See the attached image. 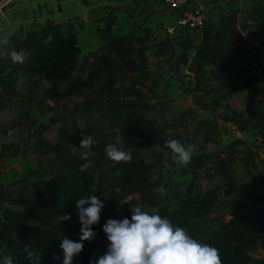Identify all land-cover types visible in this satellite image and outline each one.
Returning <instances> with one entry per match:
<instances>
[{"label":"trees","instance_id":"obj_1","mask_svg":"<svg viewBox=\"0 0 264 264\" xmlns=\"http://www.w3.org/2000/svg\"><path fill=\"white\" fill-rule=\"evenodd\" d=\"M203 30V40L195 53L191 34L196 30L186 29L182 35L166 39L159 51L166 56L162 62L170 64V68L175 65L177 71L180 66L188 67L195 76V91L206 99L213 93L223 92L226 97H231L245 89L255 94L261 71L250 64L256 48L245 39L243 30L229 17L223 18L218 26L205 24ZM148 38L129 35L107 41L100 52L88 56L91 62L84 79L78 78L85 62H80L77 38L75 35L64 37L60 26L33 32L23 41L17 36L12 38L14 51H23L25 61L18 65L9 59V55L0 59V89L8 98L4 105L15 102L26 121L30 120V112L34 108L46 113L55 112L62 116L60 122L64 130L49 152L40 151L38 167L41 173L37 175L29 171L22 180L24 190L3 201L5 204L12 200L15 209L3 210L0 256H11L13 264H29L24 253L25 246H28L39 255L40 264H61L60 240H77L81 227L74 203L81 197L94 194L104 201L108 212L105 222L108 219L119 220L122 216L130 219L131 215L126 212L139 203L144 208L157 209L155 214L177 222L178 226L201 230V242L218 250L221 264H264V257L254 258L258 249L264 253V177H258L246 165L244 168L249 180L239 183L235 179L238 163L255 160L252 151L246 160L232 159L229 162L220 160L221 154L229 147L217 154L215 161L218 163L217 176L222 181L220 187L196 191L197 187L192 182L186 188L185 200L177 191L170 193V188L176 186L170 173L164 176L166 154L172 159L165 142L175 139L187 148L193 145V141L189 129H182L181 136L177 138L168 135L173 127L163 119V109L156 107L161 99L155 92L149 71ZM130 61L138 64L136 74L128 73L123 67ZM19 71L25 80L24 95L16 92ZM213 83H219L220 87L212 88ZM64 86L66 89L62 91ZM206 99H201L205 102L202 110L220 104V100ZM68 104H73V110L65 114ZM155 108L162 117L161 123L149 126L148 115ZM78 117H85L83 130L78 127ZM256 117L260 119L261 132L264 133V111L257 108L251 98L246 112L223 120L245 132ZM182 119L176 117L175 125L179 126ZM185 123L188 122L183 121V125ZM213 125L209 123L203 144L210 142L209 133ZM82 137L93 140L87 160L81 159L84 149L79 147V143ZM109 144L128 151L131 159L127 162L107 159L105 147ZM12 148L13 145L3 146L0 160L8 157ZM74 149L76 153H73ZM212 161L208 155L201 154L190 159L188 164L179 166L182 172H199ZM85 163L89 166L81 171L80 165ZM261 164L264 166V160ZM105 167H109L116 176H104L102 170ZM33 176L51 178L46 194H39L33 186V194L27 195ZM156 176L158 179L154 180ZM206 178L212 180L210 174H206ZM163 183L165 199L167 196V199L178 202L173 211L162 199H154L155 191ZM221 192L227 203L221 199ZM117 203L121 204L120 209L116 208ZM244 207H252L256 215L248 217L241 214L225 220L227 214L239 212ZM221 208L225 212L219 218L215 217ZM65 213L71 214L70 220L59 222L57 217ZM28 224L40 227H28ZM93 231L94 239L84 242L82 251L73 257L72 264H89L90 258H99L106 252L109 242L102 232V225L97 223ZM53 254L55 260L52 259Z\"/></svg>","mask_w":264,"mask_h":264},{"label":"crops","instance_id":"obj_2","mask_svg":"<svg viewBox=\"0 0 264 264\" xmlns=\"http://www.w3.org/2000/svg\"><path fill=\"white\" fill-rule=\"evenodd\" d=\"M200 7L204 8L207 26H218L223 18H232L243 30L245 39L256 48L250 62L252 67H258L261 71L255 94L250 89H245L231 97H226L223 92L213 93L206 99L203 94L195 91V76L189 72L188 67L180 66L177 71L175 65L170 68V64L162 62L166 56L159 51L164 41L169 37L173 38L185 33L184 29H177L174 36H168L165 27L175 25L184 13ZM261 11L264 12V0H192L180 7H171L161 0H0V59L14 51L11 43L13 37L17 36L23 41L33 32H40L51 26H60L64 37L76 36L81 52L80 62H85V65L88 59L86 71L82 72L83 66L78 74L79 79H84L91 62L88 56L100 52L107 41L129 35L149 37L147 42L150 47L147 53L149 71L155 83V92L161 99L157 107L163 109V119L173 127L168 135L170 134L172 138L180 137L181 125L183 121H187L189 127L185 129H189L193 141V145L187 147L191 148V159L205 154L213 160L202 171L189 173L182 172L179 164L174 163L166 154L164 176L167 173L171 174L173 182L179 185L178 193L181 199L185 200L187 186L192 182L202 183L199 178L211 174L212 166L218 167L215 158L226 147L229 149L220 156L222 162H229L232 159L246 160L252 151L255 160L244 164L238 163L235 171L240 167L245 172L244 167L247 165L258 177H264V166L261 164L264 160V133L261 132L260 119L256 117L250 123V129L245 132H240L230 122L223 120L237 113L246 112L247 102L251 98L254 99L255 106L264 111V13L260 16ZM204 34V30L192 32L193 53L203 40ZM175 48L179 51L178 47ZM24 61L25 56L21 62L16 63L22 65ZM16 77V92L24 95L26 86L20 71ZM211 87L218 89L220 84L213 83ZM65 89L64 86L62 91ZM0 92V112L14 109L18 111L16 114L19 116V121L11 122L7 126L0 124V152L3 146L13 145L10 155L0 160V220H2L5 208L15 209L12 200L5 204H2L3 201L7 197L19 195L24 190L22 180L29 171H34L37 175L41 173L38 167L39 153L42 150L50 151L56 144L59 133L64 130V125L60 122L62 116L55 112L46 113L37 108L31 110L30 120L26 121L21 117L22 110L16 108L15 102H11L9 106L4 105L8 98L3 94L2 89ZM202 98L208 101L220 100V104L202 110L201 106L205 103ZM72 110L73 104H68L64 113L69 114ZM176 117L183 118L179 126L174 123ZM22 121L25 122V126L21 125ZM209 123L214 124L209 133L211 139L208 144H203L202 140ZM85 125V122L82 125L78 122L81 130ZM147 162L150 163L151 160ZM105 176L108 177L110 174L107 173ZM157 179L158 176L154 178ZM30 181L32 185L27 190V195L33 194V186L39 194L44 195L50 188L51 178L47 176L38 179V176H33ZM160 188L164 189V183ZM154 199L158 200L156 196ZM177 205L178 202L175 201L170 211H173ZM115 206L117 209L121 208V204L117 203ZM150 211L156 212V210ZM241 214L254 217L256 212L252 207H244L235 217ZM107 215L108 212L103 207L98 225L105 223ZM172 223L177 225V222ZM28 227L40 226L28 224ZM184 228L190 236L201 241V230ZM1 229L0 224V231Z\"/></svg>","mask_w":264,"mask_h":264},{"label":"clouds","instance_id":"obj_3","mask_svg":"<svg viewBox=\"0 0 264 264\" xmlns=\"http://www.w3.org/2000/svg\"><path fill=\"white\" fill-rule=\"evenodd\" d=\"M24 55L23 51H12L9 59L13 63L21 62ZM92 144L91 137L81 138L79 147L84 149L81 159L87 160L88 149ZM165 147L172 153L174 163L186 165L190 162L191 148H186L175 139L167 140ZM105 156L115 162L131 159L128 151L112 144L105 147ZM88 166V163L82 164L80 170ZM158 191L163 194L165 190L159 188ZM74 204L81 227L77 240H60L61 264H72L73 257L82 251L84 242L94 239L93 226L98 223L104 207V201L94 194L81 197ZM130 211V219H108L102 225V232L109 242L107 250L99 258H90L89 264H221L218 250L190 236L184 227L173 224L159 214H150L139 206ZM70 218V213L57 217L59 222ZM24 253L29 264H40L39 255L28 246H25ZM52 259H56L55 254ZM0 264H13L12 257L0 256Z\"/></svg>","mask_w":264,"mask_h":264},{"label":"rangeland","instance_id":"obj_4","mask_svg":"<svg viewBox=\"0 0 264 264\" xmlns=\"http://www.w3.org/2000/svg\"><path fill=\"white\" fill-rule=\"evenodd\" d=\"M48 85L46 84V86L45 87H47ZM152 104H153V102H151ZM156 107H157V104H156ZM158 108V107H157ZM159 109V108H158ZM13 113V114H12ZM16 113H18V111H15L14 109H12V111H11V109H6V110H4V111H2V112H0V124H3L4 126H7L9 123H11V122H14V121H19V116L16 114ZM79 119H77L78 120V122L82 125L83 124V122H85L86 123V120H85V117H78ZM161 115L158 113V111L156 110V108L155 109H152L151 110V112L149 113V115H148V122H149V126H153V125H156L157 123H161ZM21 125H23V126H25V122L24 121H22V123H21ZM175 129H177V127L175 128ZM172 135V134H171ZM169 136H170V134H169ZM171 137V136H170ZM73 153H76L75 152V149H74V151H73ZM146 155V154H145ZM149 155V153H147V155L146 156H148ZM149 160V159H148ZM217 169H218V167L217 166H212V168L210 169V172H211V177H212V180H208L207 178H206V175H205V178H204V176L202 177V178H199V179H201V181H202V183H200L199 182V184H198V182H197V184L196 183H194V186H196L195 188H196V191L197 190H199V189H201V190H203V191H205V190H208V189H211V188H215V187H220L221 185H222V181H221V179L217 176V173H218V171H217ZM103 174H104V176H105V174H107V173H109L110 174V176H112L113 175V173L111 172V170H110V168L109 167H105V168H103ZM235 179L239 182V183H245V182H247L248 180H249V175L246 173V172H244V170H243V168H238L236 171H235ZM174 180H172V182H173ZM174 183V182H173ZM175 188H173V186H172V189L170 188V193H176L175 191H177V193H178V189H179V185H178V183L177 184H175ZM155 196L158 198V199H162V201L164 202V203H167L166 205H168L170 208L174 205V201H172V200H169V199H167V196H166V199H165V197H164V195L163 194H161V192L160 191H158V188H157V190L155 191ZM221 199L224 201V203H227V200H225L224 199V196H223V193L221 192ZM126 201H129V198L126 200ZM137 206H139V207H141V209L142 210H145V211H148L149 213H153V212H151L150 210H156V212L155 213H157L158 211H157V209H147V208H144V207H142V205H140L139 203L137 204ZM136 206V207H137ZM229 209H231V207H229ZM225 212V210H224V208H221L220 210H218L217 212H216V214H215V217H217V218H219L220 216H222V214ZM237 212L238 211H235V212H232L231 214H227L226 216H225V220L226 221H228V220H230V219H232L233 217H235L236 216V214H237ZM127 213V215H131V211H128V212H126ZM214 216V215H213ZM124 216H122L121 218H123ZM262 257H264V253L260 250V249H258L255 253H254V258L255 259H260V258H262Z\"/></svg>","mask_w":264,"mask_h":264},{"label":"built area","instance_id":"obj_5","mask_svg":"<svg viewBox=\"0 0 264 264\" xmlns=\"http://www.w3.org/2000/svg\"><path fill=\"white\" fill-rule=\"evenodd\" d=\"M171 7H180L192 0H161ZM234 1V0H227ZM239 1V0H236ZM255 1V0H254ZM206 24L204 8L200 7L192 12H186L181 16L175 25L165 27L168 36H174L177 29L202 30Z\"/></svg>","mask_w":264,"mask_h":264},{"label":"water","instance_id":"obj_6","mask_svg":"<svg viewBox=\"0 0 264 264\" xmlns=\"http://www.w3.org/2000/svg\"><path fill=\"white\" fill-rule=\"evenodd\" d=\"M86 63L88 64V59L86 60ZM87 64L84 65V68H83L82 72L86 71ZM123 67L125 69H127L128 73H131V74H136L138 69H139V67L137 66L135 61H131V62L125 63V64H123ZM188 127H189V123H185L184 125H181L182 129H185V128H188ZM32 204H34V203H31V205Z\"/></svg>","mask_w":264,"mask_h":264}]
</instances>
